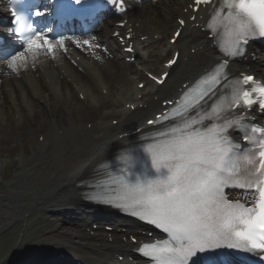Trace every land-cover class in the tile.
<instances>
[{
	"label": "snow or ice",
	"instance_id": "obj_1",
	"mask_svg": "<svg viewBox=\"0 0 264 264\" xmlns=\"http://www.w3.org/2000/svg\"><path fill=\"white\" fill-rule=\"evenodd\" d=\"M10 2L15 28L9 31L22 42L23 51L11 56L8 68L13 73L27 68L28 60L35 61L41 50L55 58L57 45L64 48V41L54 44L18 10L15 6L18 0ZM110 3L124 11V0H110ZM212 3L213 0H193L190 7L199 12L202 6ZM214 13L207 27L215 34L217 45L227 58L244 55L250 39L264 37V0H221ZM35 15L43 13L36 12ZM184 24L185 20H179V25ZM180 36L181 31L177 30L172 42ZM83 44L93 47L88 40ZM227 58L219 62L215 72L204 81L206 89L185 96L182 104L177 102L171 116L179 118V122L172 120L171 126L158 132L143 150L149 160L147 170L133 171L132 167L122 170L120 175L112 178L115 185L112 195L103 199L91 197L168 233L167 240L143 243L138 248L153 264H189L198 253L220 248L257 255L264 253V129L252 130L261 133L259 138L243 137L253 144L243 154L234 151L228 136L230 128L241 126L240 120L228 119L232 109L252 108L257 104L264 109V84H257L251 90L243 89L241 84L254 81L252 75H243L232 87L231 95L214 103L210 112L199 118L191 115L202 106L201 102L210 94L212 86L219 83L221 73L229 64ZM176 62L175 58L170 59L167 66ZM168 75L163 73V77ZM152 79L158 84L165 82L156 76ZM162 117L170 119L168 114L162 113ZM213 120L217 122L213 123ZM154 122L148 121L149 124ZM229 186L247 190L251 203L229 200L224 193Z\"/></svg>",
	"mask_w": 264,
	"mask_h": 264
},
{
	"label": "bare ground",
	"instance_id": "obj_2",
	"mask_svg": "<svg viewBox=\"0 0 264 264\" xmlns=\"http://www.w3.org/2000/svg\"><path fill=\"white\" fill-rule=\"evenodd\" d=\"M190 1L155 0L144 8H139L135 4L133 10L128 13V20L132 21V27L141 35L151 37L158 31L166 34L169 28L178 25L173 15L183 14V9ZM106 34L107 32L102 30L94 40H97V43L107 44L108 49L113 53L116 46L109 42ZM64 44L70 57L62 54L57 48L55 58L50 54L45 55L44 50H41V54L35 61L28 60L27 68H20L16 73L2 68L3 75H0V120L8 122L7 124H17L22 120L25 124H30L33 128L38 127L42 132L48 133L45 141L38 144V151L34 154L35 161L39 159L38 162L43 166V170L40 174L38 171L30 173L31 177L36 176L35 174L39 175V184L36 183L39 187L32 188L33 196L30 198V204L22 212L21 219L19 218L18 221L28 224L35 217L39 221L48 218V221L55 226L54 229L56 223L60 221V216L66 218L67 214L88 213L85 209L93 208L92 205L84 202L82 197V192L87 189L86 185L94 179L92 168L119 148L130 143L125 142L128 138H123V141L117 138L119 135L113 136L114 132L119 130V134H122L134 126V128L142 129L140 134L148 133L150 129L139 123L144 120H142L143 117L155 112L154 109L158 108L159 103L154 99V95L167 97L170 95L169 89L179 91L183 86L182 83L187 81V76H191L195 71L201 73L212 62L215 54L214 50L209 47V40L205 38L204 33L200 29L191 28L188 24L175 45H170L167 38L164 43L165 51L179 48L183 56L188 45V50L192 47L197 48L196 54L190 51L188 61H182L178 68H173L164 85H152L150 88L138 89V86L131 85L133 79L130 74L132 73L127 74L130 69L134 68L131 64L127 63L128 65L124 67L126 70V75H124L120 73L123 66L116 61L117 56L106 58L101 63L91 55L92 49L82 47L83 50H80L81 44H77L75 40ZM93 44L95 47V42ZM141 44L144 42H140ZM140 50V48L137 50L138 58L143 59V52L140 54ZM157 54L163 56L161 52ZM76 57H80V62ZM185 63L188 65L186 69H184ZM136 74L142 76L140 72ZM33 76H35L34 79ZM68 78L80 88V92L84 93L87 102L100 103L99 110L105 104L113 108L124 103L119 123L116 126L101 123L97 126V130H89L82 121L83 118H89L86 103L76 98L73 85L68 82ZM124 78L127 81L126 84L120 85L121 80L125 81ZM104 87L109 88L107 94L102 92ZM154 91L156 94L153 93L151 96V92ZM139 93H143L144 97L139 98L137 96ZM109 95L113 97L112 103L107 102ZM140 102L144 103L145 107L138 106L135 110L125 107L127 103L131 106ZM15 114H19L18 119L13 116ZM74 119L80 121V124L77 125ZM3 129L4 125L0 130ZM31 131H33L32 128ZM100 212L98 214L101 215L107 213L105 210ZM89 216L91 214L86 215L87 218ZM127 224L132 225L133 222L128 221ZM57 228L59 237L64 238L63 241H59L60 244L64 241L67 243L68 230L65 231L59 226ZM118 234L114 232L112 235L117 236ZM122 234L125 235L124 232H121ZM49 239L37 242L43 244L39 248L53 251L54 247L59 246L54 242L55 238L50 237ZM90 240L103 243L99 250L86 251L85 248H89L88 245L80 246L79 251L83 252L88 264H116L114 254L120 252V249L128 251L130 247L124 242L121 244L116 241L108 243L98 236ZM70 244L71 240L67 246ZM16 263L10 262L9 264Z\"/></svg>",
	"mask_w": 264,
	"mask_h": 264
},
{
	"label": "rangeland",
	"instance_id": "obj_3",
	"mask_svg": "<svg viewBox=\"0 0 264 264\" xmlns=\"http://www.w3.org/2000/svg\"><path fill=\"white\" fill-rule=\"evenodd\" d=\"M167 35H170V30ZM121 73L125 75L126 70L122 68ZM121 84L125 85V83ZM37 129L35 128V130ZM37 139L38 134L31 133L28 125L17 129L13 124H10L3 131L0 130V260L5 259L7 254L18 246V237L22 233L24 244H29L33 243L34 239L50 235L49 232L53 228L46 218L39 221L35 217L28 227H24L20 221L16 222V216L22 213L29 202L28 190H31V186L27 185L26 179L30 177L28 174L31 171L28 172V170L35 168L33 164L31 167L24 165V150L22 149L29 150L31 147L36 149ZM33 153L34 151L28 155V160L33 161ZM22 199L26 200V204L22 209H19L23 204H17L15 200ZM14 213L16 215L13 217ZM60 219L62 220V218ZM63 223L64 221L61 227H64ZM22 243L20 242L21 247H24Z\"/></svg>",
	"mask_w": 264,
	"mask_h": 264
}]
</instances>
